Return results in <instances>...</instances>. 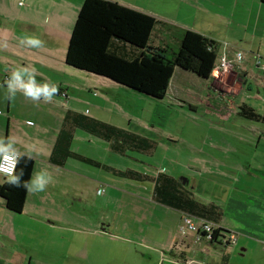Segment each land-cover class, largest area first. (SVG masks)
Returning a JSON list of instances; mask_svg holds the SVG:
<instances>
[{
  "label": "rangeland",
  "instance_id": "obj_1",
  "mask_svg": "<svg viewBox=\"0 0 264 264\" xmlns=\"http://www.w3.org/2000/svg\"><path fill=\"white\" fill-rule=\"evenodd\" d=\"M113 1L160 20L154 27L151 41L166 47L168 57L178 50L185 29L219 38L224 35L228 23L231 25L229 35L243 39L244 44L253 45L255 50L262 47L260 55L263 59L260 61L264 62V42L259 44L260 34L253 35L254 39L249 41L252 24L245 30L246 18L239 17L240 14L245 16L246 8L250 7L248 2ZM230 11H233L232 15ZM165 43L169 45L165 46ZM221 49L217 48L216 60L222 54ZM244 57L250 70V55L245 52L243 60ZM243 60L238 61V66L243 65ZM100 78L112 85L104 84ZM254 78V81L248 79L244 92H258L264 98V77L258 73ZM212 79L175 67L167 94L162 99L151 98L105 77L90 80L91 99H100L98 103L89 101L90 114H100L106 119L112 114L120 127H130L128 130L155 144L149 150L125 145L122 152H118L112 150L110 142L78 131L73 147L75 152L106 165V168L70 160L68 167L81 173L76 169L79 165L89 173L84 171L81 173L84 177L78 178L83 181L82 185L75 181L63 193L54 195L58 204H64V210H58L57 214L50 210L49 214L64 229L48 231L46 249L57 247L59 251H67L68 259L64 264H184L178 256L184 249L181 238L185 242L187 258L194 261L192 264H197L196 261L203 264H264V243L254 237L264 233V193L261 191L264 122L236 114L237 103L242 99L261 113L264 103L244 93L237 95L234 83L231 92H224L219 98L221 93L213 89ZM85 92L90 96V90ZM99 109L101 113L97 112ZM81 135L90 137V141H85ZM114 170L148 175L161 171L176 179H187L185 187L195 199L217 204L221 225L235 233L236 244H210L203 242L205 240L196 241L190 232L181 233L180 213L152 200L150 183L122 177L114 174ZM59 181L56 187L66 184L64 177ZM100 189L103 194H98ZM42 218L44 220L46 216ZM46 229L42 228L43 234ZM175 242L179 249L174 247ZM63 259L52 262L60 264Z\"/></svg>",
  "mask_w": 264,
  "mask_h": 264
},
{
  "label": "crops",
  "instance_id": "obj_2",
  "mask_svg": "<svg viewBox=\"0 0 264 264\" xmlns=\"http://www.w3.org/2000/svg\"><path fill=\"white\" fill-rule=\"evenodd\" d=\"M82 2L83 0H23L21 5V0H0V138H4L5 143L8 138H12L15 141L14 147L20 153H29L34 159L33 171L47 169L52 177L44 191L27 193L23 210L19 213L9 210L0 197V264H59L52 262L57 258H64L60 264L67 261V251H59L57 247L53 250L46 249L48 241L45 238L48 237V231L55 228L64 229V226L50 217L49 212L54 210L57 214L58 210L63 211L64 204H58L54 195L63 193L67 190L68 185H74L75 181L82 185L83 181L78 178L84 177V174H81L84 171L87 174L89 172L79 165H76V169L81 173L68 167L71 164L70 160H74L72 158L66 159L61 165L56 160L60 161L66 150L76 151L73 148L74 141L77 137L76 133L80 130L97 139L108 141L105 123L122 128L114 120L115 116L112 114H109L110 118L106 119L102 118L100 114H90V109H88L89 101L98 103L100 100L91 99V84L89 82L102 76L91 77L89 75L91 73L79 69L74 70L73 67L69 68L65 62L68 41ZM242 2L250 4L249 9L246 8L245 16L239 15L240 18H246L245 30L252 24L253 30L250 31L252 37L249 36V41L254 39L256 34H260L259 44L262 45L264 42V0H242ZM232 10H234L233 7ZM230 13L232 15L233 11ZM230 26L228 23L226 24L225 33L219 38L205 36L213 39L217 43V48L220 47L224 50L222 43L227 44L226 53L229 57H232L235 51H241L243 55L245 52L249 54L251 68L247 69L248 61L244 57L243 65L229 68L219 78L212 77V87L218 91V94L221 93L218 97L222 98L224 92H231V84L234 83L237 95L244 93L247 97L264 103V98H261L258 92H253V94L244 92V85L249 81L248 79L254 81V76L257 77L258 73L264 77L256 65L258 58L263 59L260 55L263 49L257 47L255 50L253 45L244 44L243 39L238 40L233 35H229ZM197 32L203 34L200 31ZM27 37L39 39L42 41V46L30 47L26 43H21ZM247 40L245 39V41ZM152 44L161 46L159 42L158 45L154 42ZM168 45L165 43V46ZM22 67L35 69L37 84L48 82L59 88V93L52 97L51 102H45L43 97L34 101L25 97L21 91H17L14 96L10 97L5 78H10L14 69ZM75 77L76 79H74ZM101 80L104 84L112 85L104 78ZM89 90L90 96L85 92ZM92 106L95 108L94 105ZM239 106H251L256 110L253 104L242 99L240 103H237L236 114ZM99 111L101 109L97 111L101 113ZM123 129L128 130L127 128ZM81 138L90 141V137L81 135ZM130 147L134 148V145ZM80 155L85 156L84 154ZM2 177L3 180L0 179V183L7 180V177ZM62 177L65 178L66 184L56 187L59 186V179ZM71 177H76V180L72 181ZM185 190H187L186 187ZM261 191L264 193V178ZM153 194L152 191V200H154ZM176 211L180 213L179 217L186 214L179 210ZM43 215L46 216L44 220ZM58 220L62 221V219ZM216 224L225 229L220 220ZM44 227L47 229L43 234L42 228ZM232 233L234 232L232 231ZM248 235L253 236L252 234ZM254 237L264 243V233L259 237ZM180 240H182L181 245L185 249L184 239L180 238ZM236 241L235 236L234 243L230 245L236 244ZM174 247L179 249L178 242H175ZM184 249L179 251V260L184 264H192L193 259L187 258ZM196 263L203 264L200 261H196Z\"/></svg>",
  "mask_w": 264,
  "mask_h": 264
},
{
  "label": "trees",
  "instance_id": "obj_3",
  "mask_svg": "<svg viewBox=\"0 0 264 264\" xmlns=\"http://www.w3.org/2000/svg\"><path fill=\"white\" fill-rule=\"evenodd\" d=\"M159 22L152 15L113 0H83L70 34L65 62L155 99H162L167 94L175 67L193 72L201 78H209L217 59V43L197 31L185 29L179 39L178 50L168 57L166 47L155 46L151 41L154 27ZM246 107L239 106L237 114L251 121L264 122V109L261 113L251 106ZM104 125L112 150L122 152L125 145L149 150L155 144L151 139L126 129L107 123ZM68 158L106 168V165L69 150L56 162L61 165ZM34 164L33 158H20L16 173L23 170L22 181L31 179ZM113 172L138 181L146 180L144 174L132 170ZM153 181V198L156 202L186 215L218 222V206L199 202L176 178L162 172L154 176ZM27 193L22 187H11L7 180L0 183V197L13 212L23 210ZM221 231L229 232L219 227L214 230L210 242L229 246V242L217 239L223 238Z\"/></svg>",
  "mask_w": 264,
  "mask_h": 264
},
{
  "label": "clouds",
  "instance_id": "obj_4",
  "mask_svg": "<svg viewBox=\"0 0 264 264\" xmlns=\"http://www.w3.org/2000/svg\"><path fill=\"white\" fill-rule=\"evenodd\" d=\"M22 3L23 0H21V5ZM21 43H26L30 47L42 46V41L35 37H27L22 40ZM35 75L36 71L34 68L29 69L27 67H22L14 69L10 78L5 82L7 84L10 97L14 96L17 91H21L25 97L34 101H38L41 97H43L45 102H51L52 97L59 93V88L55 84H50L48 82L37 84ZM14 143L15 141L12 138H8L7 143H5L4 138H0V174H3L7 177V183L11 187H22L29 193L44 191V189L52 180L50 173L47 171V169H41L39 172H34L30 180L22 181L21 177L24 174L23 170L17 174L16 166L19 163L21 157L26 156L28 159H32V156L29 153H20L14 147ZM98 194H103V189H100ZM217 226L220 227L219 225ZM226 233L231 232L229 231Z\"/></svg>",
  "mask_w": 264,
  "mask_h": 264
},
{
  "label": "built area",
  "instance_id": "obj_5",
  "mask_svg": "<svg viewBox=\"0 0 264 264\" xmlns=\"http://www.w3.org/2000/svg\"><path fill=\"white\" fill-rule=\"evenodd\" d=\"M223 52L221 56H219V59L216 60V63L213 67V70L211 72V76L215 78H219L221 75L227 72L229 68L238 67V61L243 60V52L241 51H235L233 52V56L229 57L226 53L228 50V45H223ZM257 66L261 70V72L264 75V62H261L258 58L257 60ZM9 77H6L5 80H8ZM2 176L6 177L5 175L1 174ZM219 227L207 220H204L202 218L193 217L191 215H183L181 220V225L179 226V230L181 233L190 232L195 235L196 241H201L203 239L207 241L212 240V235L214 233V230L218 229ZM223 238H217L222 239L223 242H229L230 244L234 243L235 241V235L234 233H224L222 232ZM264 252V247H263Z\"/></svg>",
  "mask_w": 264,
  "mask_h": 264
},
{
  "label": "flooded vegetation",
  "instance_id": "obj_6",
  "mask_svg": "<svg viewBox=\"0 0 264 264\" xmlns=\"http://www.w3.org/2000/svg\"><path fill=\"white\" fill-rule=\"evenodd\" d=\"M210 77H212V76H210ZM122 171V170H121ZM158 173H162L161 171H158L156 174H152V175H148V174H144L145 175V181L144 182H146V183H150V185L152 186V191H153V185H154V181H153V177L154 176H156ZM143 174V173H142ZM130 176V175H129ZM182 179H184V178H180V179H177V180H179L180 182H181V180ZM187 180V179H186ZM187 183V181L184 183V184H182V185H185ZM205 220V219H204ZM208 221V220H207ZM209 222H211V221H209ZM213 223V222H212ZM224 233H226V232H224ZM227 234V233H226Z\"/></svg>",
  "mask_w": 264,
  "mask_h": 264
},
{
  "label": "water",
  "instance_id": "obj_7",
  "mask_svg": "<svg viewBox=\"0 0 264 264\" xmlns=\"http://www.w3.org/2000/svg\"><path fill=\"white\" fill-rule=\"evenodd\" d=\"M186 181H187V180H184V179H183V180H181V183L184 184Z\"/></svg>",
  "mask_w": 264,
  "mask_h": 264
}]
</instances>
